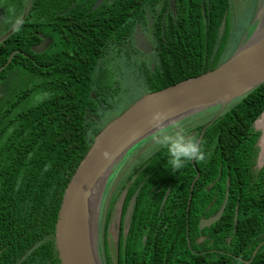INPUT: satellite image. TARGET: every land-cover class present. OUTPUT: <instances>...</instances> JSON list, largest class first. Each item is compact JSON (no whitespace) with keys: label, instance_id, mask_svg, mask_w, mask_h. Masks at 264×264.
Masks as SVG:
<instances>
[{"label":"trees","instance_id":"16d2710c","mask_svg":"<svg viewBox=\"0 0 264 264\" xmlns=\"http://www.w3.org/2000/svg\"><path fill=\"white\" fill-rule=\"evenodd\" d=\"M41 1L34 0L35 3ZM157 1L113 0L95 10H88V4L82 5L83 2L78 1L69 12L58 16L52 11L37 8V11H45L41 19L55 20L58 17V20L72 21V25L67 21L63 25H53L56 47L37 55L41 66L32 61L28 63L23 56L24 51L33 52L30 49L32 41L23 38L22 27L6 38L5 45H0V68L5 65L0 70L3 87L0 97V264H61L55 246V224L61 197L95 136L112 118L108 112L120 114L145 93L211 70L236 49L238 40L230 47L226 43L233 23L232 0H205L203 4L202 0H175L176 19L167 17L163 30L160 23L163 9L155 10ZM164 2L166 4L167 0ZM145 6L157 14L156 34L160 39L164 34L166 42L154 70L147 65L137 71L120 59L121 68L124 64L132 73L131 80H144V90H136L137 94L127 98L124 107L117 108V101L123 99L132 87L125 90L117 81H110L109 69L99 61L102 56L107 58L109 55L110 49L106 46L117 48L119 52L124 37L132 40L138 20L143 26L146 24ZM223 17L226 19L221 31ZM13 67L20 71L9 78L8 72ZM36 92L43 97L37 102L27 103ZM263 109L264 83L227 106L207 128L202 146L206 141L214 142L217 136H220L219 147L231 146V141L247 140V135L254 131V120ZM87 110L102 120L90 118ZM215 110L209 111L208 116ZM202 118L204 114L191 128L197 130L193 140H197L203 128ZM170 160L168 149L159 146L141 165L155 174L153 181L158 182L160 177L170 178L169 172L173 169ZM195 162L197 165L200 163L198 160ZM192 166V161H189L183 169L174 170L176 172L172 175L181 183L174 186L169 195L181 197L182 206L178 208L181 211L186 210L189 181L196 173ZM138 180L140 178L133 184L129 195L135 190ZM125 182L122 181L117 188ZM147 185L138 194L130 233L126 238L128 249L138 253L144 232H136V222H139V213L152 209L145 189ZM198 188L199 185L196 186ZM164 192L165 189L161 194ZM173 196L167 199L161 214L170 211L171 205L176 203ZM158 203L156 212L159 211ZM234 205L229 209L231 213ZM249 210L250 206L241 201L239 211ZM109 214L110 208L99 219L98 227V246L103 264L106 258V264H113L109 258ZM180 219L183 231L185 219ZM117 244L122 258V240Z\"/></svg>","mask_w":264,"mask_h":264},{"label":"flooded vegetation","instance_id":"af4514ba","mask_svg":"<svg viewBox=\"0 0 264 264\" xmlns=\"http://www.w3.org/2000/svg\"><path fill=\"white\" fill-rule=\"evenodd\" d=\"M78 1L83 2L82 5L88 4V10H95L107 1L113 0H101L100 5L95 9H92V7L98 0H42L39 3H35L34 0H16L13 7L10 4H6L8 2L5 3V0H0V45H5L6 38L22 27L23 38L32 41L30 49L33 52L31 54L28 51H24L22 52L23 56L28 60V63L32 61L35 65L41 66L37 61V55L56 47L54 38L56 30L53 25H63L67 20H58V17L55 20L41 19V14H45V11H38V18H34L33 11H37V8H40L41 10L52 11L56 16L64 15L74 8ZM140 1L138 0V3ZM164 1L158 0L155 3V10L163 9L160 21L162 30L167 17L172 16V19H176L177 10L175 0H171V2L167 0L166 4ZM204 1L202 0V4ZM58 9L61 10L58 11ZM14 10H16L18 15H11ZM144 10L146 24L143 26L141 21L138 20L135 28L137 24L140 25L141 33L150 46L148 52L138 48L134 38L127 40L124 37L119 46L120 59L124 60L123 63L135 67L137 71L144 69L147 65L154 70L156 64L160 62L159 56L162 54L160 52L162 45L166 42L164 34L161 39L156 34L157 14L147 6H145ZM148 14L152 18L150 24L147 18ZM17 21H19V24H17ZM71 23L72 21H67L68 25H72ZM42 42L45 43L41 47L46 45L45 49L42 52H34L32 47ZM106 47L111 49L109 45ZM105 58L106 56H102L99 62L104 63ZM3 67L5 65L1 66L0 70ZM33 68L35 67L33 66ZM19 71L18 67L10 69L8 72L9 78ZM114 80L116 79L114 78ZM143 81L141 79L130 80V85L135 90H144ZM2 88V83H0V97L3 95ZM87 113L90 114V111L87 110ZM213 115H206L201 119L204 123L203 128L212 119ZM90 116V118L93 117L97 121L102 120L92 114ZM212 123L206 127L201 138L199 137V142L202 141L207 128ZM252 128L254 131L247 135V140L231 141V146L219 147L218 138L220 136H217V140H213V144H211V141L205 142L206 145L203 148L207 153L206 160L200 161L198 165L195 160H192V167L196 173L189 181L188 196L185 198V211L178 210L182 206L181 197L169 195L173 187H177L181 183L172 176L176 171L172 169V172H169L170 178L166 179L163 176L164 178L160 177L158 182L153 181L155 174L148 172L141 165L151 155L152 151L151 153H144L145 157L140 158L138 162H132L131 169H128L127 173L122 172L120 167L123 161L125 163L129 155H135L130 152L112 174L117 176L112 187L115 188L111 198L108 196L105 206V214L110 208V222L118 208H120L121 212L115 249H112L113 236L109 233L108 237L109 258L112 263L120 264L121 259L122 264H264V132L261 122L257 124L253 122ZM192 131L190 129V132H187L190 139L197 134V130H195V134L191 135ZM256 133H258L257 136H255ZM200 135L201 133H199ZM151 138L150 140L148 139L149 141L146 140L139 145H143L140 148L141 151L152 146L154 136ZM239 143H243V146L242 144L238 145ZM139 146L136 148L138 149ZM209 146L210 149L215 146L214 154L209 152ZM136 148L132 152H135ZM140 153L137 152L136 155ZM187 175L186 169L185 176ZM137 178H140V180L135 185L133 193L129 195ZM122 181L126 182L120 188H117V184H121ZM183 183L184 180L182 181ZM145 184L149 185L145 189H147L146 192L150 198L149 203L152 209L147 210L146 213H139V222H136V232H144L141 236L140 253H138L128 249L126 238L130 233L138 194ZM197 185H199L198 189L200 191L196 189ZM107 186L106 190H108L110 184L108 183ZM183 186L185 187V185ZM164 189L165 192L162 195L161 192ZM137 190L139 191L135 203L129 214L127 225H125L124 219L129 201ZM116 191H118L117 195L115 194ZM151 193L154 194L151 195ZM114 194L116 195V200L112 201ZM171 196L174 197L176 203L171 205L170 211L168 210V212L161 214L164 204ZM241 201L247 203L248 207L250 206L249 211H239ZM119 202H121V206ZM157 203L159 204L158 212L155 211ZM223 205L224 208L222 210ZM233 205L234 209L231 213L229 209ZM220 211L221 215H219ZM180 218L185 219V221L183 220L185 222L183 231L179 224ZM202 222H204L203 225ZM120 239L122 240V258L119 257L117 244Z\"/></svg>","mask_w":264,"mask_h":264},{"label":"water","instance_id":"95a60500","mask_svg":"<svg viewBox=\"0 0 264 264\" xmlns=\"http://www.w3.org/2000/svg\"><path fill=\"white\" fill-rule=\"evenodd\" d=\"M100 3L101 0H98L92 9L97 8ZM263 8L259 7L255 14L254 22L257 23L254 32L223 63L199 75L143 94L98 132L61 197L55 224V246L61 264H103L98 246L102 200L114 170L134 148L161 130L173 127L192 115L211 108L217 109L202 129L201 138L206 127L231 102L264 83ZM147 18L150 24V14ZM224 24L225 18L222 19L221 31ZM133 38L138 48L148 52L150 46L141 33L139 24L136 25ZM44 43L33 46L32 50L42 52L46 47H41ZM91 95L94 97L93 92ZM154 111L167 114L168 118L162 128L153 127L151 123L150 117ZM259 122L264 132V109L254 121L255 124ZM194 134L195 132L191 133ZM104 151L110 152L111 157L106 159L102 155ZM138 191H135L129 201L125 225ZM119 205L121 206V202ZM223 208L224 205L222 210ZM120 219L121 212L118 208L109 224L111 234L115 233L117 236Z\"/></svg>","mask_w":264,"mask_h":264},{"label":"rangeland","instance_id":"374dc122","mask_svg":"<svg viewBox=\"0 0 264 264\" xmlns=\"http://www.w3.org/2000/svg\"><path fill=\"white\" fill-rule=\"evenodd\" d=\"M6 2H8V3H6ZM5 3L6 4H10L11 7H13L15 5V0H5ZM231 5H232L231 14H232L233 23L230 26V31H229L227 39H226L227 47L233 46V44L236 42V40H238L237 46H239L241 43H243L245 40H247L251 36V34L254 32V29H255L254 27H255V25L257 23V21L254 22L252 17L256 14V12H257L259 7L260 8L264 7V0H232L231 1ZM262 10H264V8ZM262 13L264 14V11ZM33 14H34V16H33L34 18H38V16H39L38 11H33ZM263 14H262V17H263ZM11 15L16 16L18 14L16 13V10H14V12ZM103 66L106 67L107 69H109V75H110L109 80L110 81H112V80L116 81L117 80L118 83H120L122 86L125 87V90L127 88H130V86H131L130 85V80L132 79L131 78V74L132 73L130 71H128V69L125 67L124 64H123V66L121 68V66H120V55H119V52H118V50L116 48L110 49L109 55H108L107 58H105ZM110 70H112L113 72L110 71ZM114 78L116 80H114ZM132 89L133 88L129 89V92L125 95V97L123 99L117 101V104H116L117 108L118 107H124L126 105V103H127V98H131V97H133V96H135L137 94L136 90L135 89L132 90ZM42 97H43V94H41V93H38V92L33 93L28 98L27 103L37 102ZM97 109L100 110V107H98ZM107 111H108V109L106 110V112ZM209 111H212V108L209 109V110H205V111H202L200 113H197L195 115H192V116L186 118L185 120L179 122L175 126L168 127V128H166L164 130L171 131V130L175 129L177 126H180V127H183L186 130V132H187V131H189L191 128H193L194 126H196L200 122L199 119H200L201 116H203V114H204V116L209 115ZM216 111H217V109L215 110V113H216ZM105 115L106 116L111 115V117H115L116 116V114L114 112H108V115H107V113ZM191 130H193L192 132H195L194 129H191ZM196 133H197V131H196ZM195 136H193L191 139L195 138ZM197 137H198L197 141H199V137L200 136L198 135ZM211 144H213L212 141H211ZM142 146L143 145L139 146L138 149L136 148L135 152H131V153L135 154V155L133 154L134 156H132V155L130 156L129 155L127 157V160L125 161V163L123 161V164L120 167V169H122V172L127 173L128 172L127 170L131 169L130 166H131L132 162H138L140 160V158L145 157L144 153H147V152L151 153L152 151L156 150L159 147V145H157L155 143V141L152 143V146L149 149H146L144 151H141V149H140ZM215 146H213L211 149H210V146H209V149H210L209 152L210 153L214 154V147ZM205 148H207V147H205ZM137 152H141L140 153L141 156H140V154L136 155ZM131 159H132V161L130 162ZM116 178H117L116 175L111 177V182H110V186H109L108 191H107V195H106V192H105L106 197H103V200H102V204H101L102 207H101V212H100L99 219L100 218L102 219L103 214H105L106 200H107L108 196L111 198V196L113 194V190H114L115 187L114 188H112V187H113V185L115 183V179ZM118 184H117V186H118ZM109 233L111 234L110 231H109ZM111 235H113V242H114L113 245H112V249H115L117 236L115 235V233H112Z\"/></svg>","mask_w":264,"mask_h":264},{"label":"clouds","instance_id":"9594fccd","mask_svg":"<svg viewBox=\"0 0 264 264\" xmlns=\"http://www.w3.org/2000/svg\"><path fill=\"white\" fill-rule=\"evenodd\" d=\"M167 118V114L161 111L152 112L150 117L153 127L158 128H162ZM154 141L157 145L168 149L171 166L176 171L183 169L189 161H204L207 158V153L201 142L190 139L186 130L180 126L171 131L161 130L154 137ZM102 155L106 159L111 157V153L108 151H104Z\"/></svg>","mask_w":264,"mask_h":264}]
</instances>
